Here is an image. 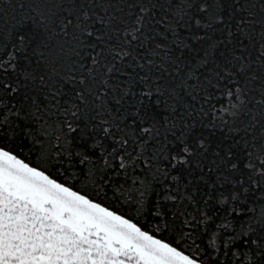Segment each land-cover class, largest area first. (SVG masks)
<instances>
[{
    "label": "snow or ice",
    "instance_id": "snow-or-ice-1",
    "mask_svg": "<svg viewBox=\"0 0 264 264\" xmlns=\"http://www.w3.org/2000/svg\"><path fill=\"white\" fill-rule=\"evenodd\" d=\"M2 3L4 0H0ZM42 3L45 10L30 20L25 17L10 33V41L5 37L6 29L0 28V264H216L209 252L217 248L215 237L210 238L206 248L196 249L201 255H189L145 231L133 218L99 202L100 193L107 194L105 186L113 185L107 179L108 172L95 164L81 175L96 190V198L54 178L44 165L59 169L65 163L74 164L72 147H65L62 137H56L55 147L45 143L52 135L47 128L40 129L43 138L25 131L39 124L42 113L62 107L57 93H45L43 87H36L37 80L42 86L45 83L41 65L35 63L44 58L42 52L37 54V49L53 48L51 41L58 38L57 34L90 45L89 52L95 53L88 58L91 68L87 77L81 76L79 87L72 90L76 111L70 113L72 122H68L69 113L65 111L64 126L75 134L73 140H83L84 145L95 140L101 131L104 139L112 137L116 145L111 152L99 142L92 147L104 149L102 157L118 158L119 169L127 173L130 157L126 159L117 150L127 140H117L112 132L113 128L120 132L127 125L122 128L114 121L100 128L89 114L81 127V105L92 95L85 86L89 77L95 81L94 73L101 65V58L107 63L105 52H115L108 46L119 35L120 17L126 9L135 6L138 25L147 11L156 8L164 13L160 22L169 23L182 20L187 10L195 6L193 0H151V3L149 0H42ZM242 3L259 5L260 13L250 18L241 14L236 31L230 36L214 34V29L224 22L222 17L207 19L202 34H191L194 42L178 30L179 23L174 28L169 23L162 44L152 48L155 55L142 57L147 61L146 68L139 65L140 71L125 77L148 87L135 91L129 88L116 101L118 112L127 113L133 123L139 120L150 126L141 128L148 139L139 141L141 150L132 165L142 163L145 178L137 176L126 180L124 185H116L113 195L140 216H151L166 229L181 234L183 229L174 227L181 217L186 227H196L193 223L196 218L187 215L186 205L203 200L208 207L212 194L218 190L210 184L233 183L228 197L231 202L252 201L257 192L264 196V0H235V4ZM98 4L104 5V11L94 18L93 12L100 11ZM206 5L207 0L201 5L202 12L207 11ZM19 6L24 10L25 0H20ZM246 19L250 22L245 23ZM201 20H197L198 26ZM257 27L261 29L258 41ZM245 40L247 44L243 43ZM238 45H243L244 51L256 52L254 59L243 54L237 56ZM235 64L240 65L239 70L234 69ZM241 78L246 82L243 87L239 84ZM231 80L236 83L226 95L239 100L231 112L235 131L229 130L218 140L209 141L203 129L197 130L190 123L198 114L196 95L211 89L213 81L218 87L221 82ZM71 82L75 84V78ZM6 112L11 115L6 116ZM25 137H33L31 147L39 151L42 165L31 166L3 143L5 140L15 143ZM150 147L155 150L149 152ZM75 155L80 157L81 164L90 159L87 152ZM105 165L110 167L107 160ZM152 194L155 200L151 199ZM195 194H201L199 200ZM205 196L208 200H204ZM210 218L204 214L200 221ZM227 228V224L222 225L223 230ZM241 237L240 244L246 245L255 257L252 264H264V218L255 227L242 231Z\"/></svg>",
    "mask_w": 264,
    "mask_h": 264
},
{
    "label": "trees",
    "instance_id": "trees-1",
    "mask_svg": "<svg viewBox=\"0 0 264 264\" xmlns=\"http://www.w3.org/2000/svg\"><path fill=\"white\" fill-rule=\"evenodd\" d=\"M193 2L195 6L187 10V14L183 16L182 20L169 22L173 28L176 23H179L180 28L178 30L193 42L195 37L191 34H202L207 28V19H212L213 17L219 19L222 17L224 22L214 29V34L216 36H221V34L230 36L236 31L235 25L240 21L241 14L250 18L251 16H258L260 13L259 5L252 7L251 3L235 4V0H207V11L204 12L201 11V5L204 4L205 0H193ZM149 3H151V0H149ZM19 4L20 0H4V3L0 4V28L6 29L5 37L8 41L11 40L10 33L12 30L17 28L25 17L30 20L33 15L45 10L42 0H25L24 10H21ZM29 5L31 6V11H29ZM97 7L100 11L93 12L94 18L104 11L103 4H98ZM137 15L135 6H133L132 10L126 9L124 15L120 17L119 35L115 36L113 43L108 46L109 48H114L115 52H105L107 63L104 58H101V65L94 73L95 81H92L89 77V84L85 86V90L91 92L92 95L88 101L81 105V127L89 114L92 115L93 122L100 128L105 125H111L114 121L120 124L122 128L127 125L120 132H116L115 128L112 129L117 140H127V144L117 149L126 159L130 157V159H127L130 165L127 173L119 169L120 160L118 158H113L112 156L102 157L104 149L92 147L94 143L99 142L106 146L107 151L111 152L116 145V141L112 137L104 139V133L101 131L95 140H89L88 144L84 145L83 140H73L72 137L75 134L69 133L66 126H64L65 111L67 110L69 113L68 122H72L70 113L76 111L73 106L76 97L72 90L79 87L81 76L87 77L88 69L91 68V62L88 58L90 55L94 56L95 53L89 52L90 45L76 43L72 39L63 37L62 34H57L58 38L51 41L53 48L46 49L42 46L37 49V54L39 55L42 52L44 58L36 60L35 63L41 65L40 72L45 76V83L42 86L37 80L36 87L37 89L43 87L45 93H57V100L60 101L62 107L58 109L52 107L50 112L42 113V119L39 124H33L25 131L33 132L43 138V133L40 132V129L47 128L52 135L50 139H45V143H51L55 147L58 145L56 137H62L61 143L65 147H72L75 157L74 164L65 163L59 169L44 165L45 168L49 169L53 177L60 182L74 187L77 191L88 192L93 195V198H96V190L90 183L85 182L83 175H81L82 172L89 171L95 164L101 171L108 172L107 179L113 185L112 187L105 186L107 194L105 196L104 193H100L99 202L120 214L133 218L144 230L166 240L181 250L187 251L189 255L194 253L198 256L201 255L202 253H196V249L206 248L210 238L215 237L217 248L209 249V252L211 260L215 261L216 264H252L255 257L246 245L242 246L240 244V240L243 238L241 237L242 231L255 227L260 219L264 218L262 217V214H264V196L259 192H257L252 201L241 199L239 203H236L228 200L234 187L233 183L210 184V187L214 186L218 190L212 194L208 207L204 206L203 200L199 204L191 203L186 205L187 215L196 218L193 221L196 227H186L183 223V217L174 226L175 228H182V234L166 229L163 223H159L151 216H140L125 201L117 199L113 195L116 185H124L126 180H134L137 176L141 179L145 178V169L142 163L135 164L134 167L132 165H134L141 150L139 141L148 139L142 133L141 128L150 126L148 123H142L139 120L133 123V118L128 116L127 113L118 112L116 110V101L129 88L135 91L138 88L146 89L148 87L147 84H134L131 80L125 79V77L140 71L139 65H144L146 68L147 61L142 59V57L154 56L152 48L161 45L166 33L169 32V23L160 22L164 13L158 8L147 11L140 25L136 21ZM201 16L205 17V19L201 20ZM197 20H201L199 26L197 25ZM244 22L249 23L250 20L246 19ZM135 27H140L141 30L135 31ZM260 33L261 29L257 27L255 29L257 41ZM168 39H171L170 35ZM243 43L247 44L248 42L245 40ZM249 49H251V45H249ZM258 50L259 44H257ZM96 52H99V49H96ZM241 54L248 59H254L257 53L244 51L243 45H238L236 55L240 56ZM239 67V64L234 65L235 70H239ZM109 69L112 70L109 71ZM140 74L143 76L142 71ZM73 78H75V84L71 82ZM233 83H236V80L221 82L217 87L216 82L213 81L211 89H204L196 95L195 111L198 114L192 118L190 123L195 124L197 130L203 129V134L209 141L218 140L222 133H227L229 130L235 131L231 112L234 110L233 105L239 104V100L226 95ZM245 83L243 78L239 80V84L242 87L245 86ZM204 97H208L207 100ZM127 106L125 105V107ZM225 109L228 111H224ZM5 115L10 116L11 113L6 112ZM25 123L28 122L25 121ZM225 124L227 127L224 126ZM209 133H212V135H209ZM64 136L68 137V139H63ZM12 139L14 140L15 138L13 137ZM32 139L33 137H25L15 143L10 140H5L3 143L10 150L14 149L16 155L31 165L40 166L43 164V158L39 151L33 150L31 147ZM17 144L20 146L17 147ZM210 146L215 147L214 144ZM154 150L152 147L149 148V152ZM77 152H87L90 159L81 164L80 157L75 155ZM105 160H107L110 167H106ZM257 166L259 165L257 164ZM149 178H151L150 173ZM215 179L213 177V180ZM229 179L231 180L230 177ZM157 191H159L158 186ZM195 195L199 200L201 194ZM151 199H156L155 194L151 195ZM204 200H208V197L205 196ZM204 214L211 218L206 221H200V216ZM252 217H255V219H251ZM225 224L228 225L226 231L222 229V225ZM242 224L244 225L243 229L241 228Z\"/></svg>",
    "mask_w": 264,
    "mask_h": 264
},
{
    "label": "water",
    "instance_id": "water-1",
    "mask_svg": "<svg viewBox=\"0 0 264 264\" xmlns=\"http://www.w3.org/2000/svg\"><path fill=\"white\" fill-rule=\"evenodd\" d=\"M19 157V156H18ZM19 158H21V157H19ZM22 159V158H21ZM24 160V159H23ZM27 162V161H26ZM31 165V164H30ZM31 166H33V165H31ZM106 206V205H105ZM146 231V230H145ZM159 238V237H158ZM161 239V238H160Z\"/></svg>",
    "mask_w": 264,
    "mask_h": 264
}]
</instances>
